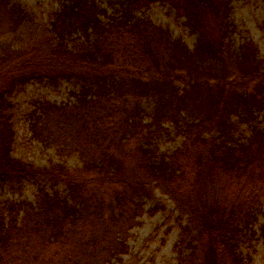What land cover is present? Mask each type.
Returning a JSON list of instances; mask_svg holds the SVG:
<instances>
[{"label":"trees","instance_id":"trees-1","mask_svg":"<svg viewBox=\"0 0 264 264\" xmlns=\"http://www.w3.org/2000/svg\"><path fill=\"white\" fill-rule=\"evenodd\" d=\"M116 1L107 17L95 0H60L33 34L29 13L0 0V38L20 26L31 40L0 47V189H36L0 201V264L103 263L156 190L177 215L176 264H245L264 241V57L230 43L232 0ZM156 2L196 35L192 49L136 15ZM31 82L72 85L73 101L38 100L25 119L79 167L14 157L11 99ZM162 120L182 137L173 151L155 146Z\"/></svg>","mask_w":264,"mask_h":264},{"label":"rangeland","instance_id":"rangeland-1","mask_svg":"<svg viewBox=\"0 0 264 264\" xmlns=\"http://www.w3.org/2000/svg\"><path fill=\"white\" fill-rule=\"evenodd\" d=\"M60 0H9L12 4L29 13L33 19L35 31L44 29L50 14L58 7ZM106 16H112L119 7L116 0H95ZM142 19L148 20L156 27L165 30L175 41L192 49L196 43V35L192 34L183 25V19L176 18L174 11L159 2L152 4L148 9L136 13ZM229 22L233 33L230 34V43L238 48L243 43H251L257 52L259 59L264 57V0H232ZM24 28L10 30L6 28L0 38V47L10 44L11 48L18 50L25 42H29L28 36H24ZM31 35V39L32 36ZM23 40H22V39ZM29 40V41H28ZM174 70L178 74L186 70ZM201 74V73H200ZM203 76H207L201 74ZM158 76V75H157ZM213 77V76H211ZM172 86H182V79L170 80ZM211 81V80H210ZM261 85H263L260 82ZM72 85L61 82L54 87L48 83L31 82L23 90L18 91L12 97L14 111L15 144L13 155L16 158L32 162L37 166H47L49 163L64 162L68 167L75 168L81 165L77 155L62 158L57 154L53 146H44L34 137L30 123L25 119L29 112H33L35 102L46 100L51 103L63 104L73 101L71 96ZM167 94V91L165 92ZM179 101L173 99L171 105L177 107ZM146 123L150 122V116L142 114ZM161 133L156 137L155 146L162 152L173 151L179 147L182 137L177 134L171 125V121H165ZM36 192L35 186L26 185L22 191L13 194L6 189H0V201L3 198L27 199L32 201ZM142 208L140 213L131 223L123 236L124 251L112 253L108 259L100 264H176L174 244L178 239L179 230L176 227L173 202L156 190L154 197H143L140 200ZM259 215L258 224L264 221V202ZM257 228V226L255 227ZM256 238V237H255ZM247 247V246H246ZM247 259L245 264H264V241L253 240L245 252Z\"/></svg>","mask_w":264,"mask_h":264}]
</instances>
